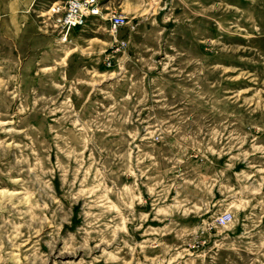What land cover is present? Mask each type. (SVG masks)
Wrapping results in <instances>:
<instances>
[{"label":"rangeland","instance_id":"rangeland-1","mask_svg":"<svg viewBox=\"0 0 264 264\" xmlns=\"http://www.w3.org/2000/svg\"><path fill=\"white\" fill-rule=\"evenodd\" d=\"M98 2L0 0V264H264V0Z\"/></svg>","mask_w":264,"mask_h":264},{"label":"built area","instance_id":"built-area-1","mask_svg":"<svg viewBox=\"0 0 264 264\" xmlns=\"http://www.w3.org/2000/svg\"><path fill=\"white\" fill-rule=\"evenodd\" d=\"M100 13L101 9L98 0H69L68 11L63 19V26L69 33L73 28L82 26L89 17L99 16ZM110 21L114 29H119L126 24V19L123 16L113 15ZM232 220V214L223 215L218 218L217 224L219 226H227Z\"/></svg>","mask_w":264,"mask_h":264}]
</instances>
